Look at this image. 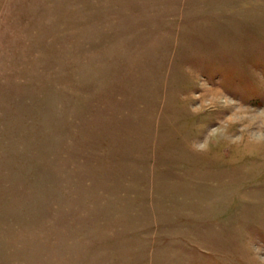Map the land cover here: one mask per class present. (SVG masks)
Here are the masks:
<instances>
[{
    "label": "rangeland",
    "instance_id": "1",
    "mask_svg": "<svg viewBox=\"0 0 264 264\" xmlns=\"http://www.w3.org/2000/svg\"><path fill=\"white\" fill-rule=\"evenodd\" d=\"M0 264H264V0H0Z\"/></svg>",
    "mask_w": 264,
    "mask_h": 264
}]
</instances>
